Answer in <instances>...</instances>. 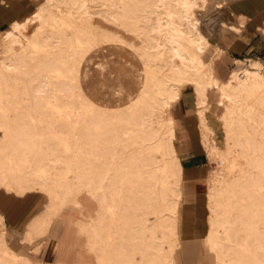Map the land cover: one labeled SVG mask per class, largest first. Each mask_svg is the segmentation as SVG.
<instances>
[{
	"label": "bare ground",
	"instance_id": "6f19581e",
	"mask_svg": "<svg viewBox=\"0 0 264 264\" xmlns=\"http://www.w3.org/2000/svg\"><path fill=\"white\" fill-rule=\"evenodd\" d=\"M47 1L53 5L67 0ZM86 1L81 0L78 8L89 12L86 4L84 5ZM124 1L110 0V4H121ZM205 1L155 0L152 5L144 8L137 14L136 20L144 23L151 32L161 34L160 38H154L150 44L144 46L138 44V39L124 38L120 35V33H135L137 29H131L130 24H126L123 8H110L108 13L112 14L111 19H118L124 31L123 28L117 26V29L113 28L111 32H105V34L113 37L112 46L109 48L114 52H119L125 61L100 59L94 49L88 54L84 53L86 49L91 50V48L80 45L85 41L84 36H88L92 31L87 23L89 21L86 22V17L80 15L77 16L81 18L78 22L69 15L70 13L58 17L52 11V6L37 7L22 20L13 22L7 30V40L4 39L6 44L0 51L3 54V56L0 55V81L6 82L11 78L6 72L8 70L29 74L27 70L22 71L25 70L23 67H26L27 60L25 59L24 65L18 57L21 58L23 51L25 52L27 48L36 50L46 47V45L43 46L44 39L40 45L36 44L35 37L29 29L30 25L43 28L47 23L57 22L54 25L60 29L58 30L59 36L57 34L60 43L54 51L59 52V58L57 57V60L54 57L53 66L56 68L53 71L51 68L50 71L56 76H63L68 70L70 71L72 60L68 51L72 50L70 46L78 43L77 49L83 53L75 56L77 68H75L74 76L78 78L77 87L81 89L87 83L92 89L91 95L94 98L98 88L101 87L99 91L104 87L113 88L112 81L116 83L117 96L113 102L107 104L108 102L101 101L97 104L92 98L88 105L89 121H80L81 134H84L85 130L93 132L92 145L96 153L92 157L93 160L89 161V168L81 166L76 183L69 189L70 192L77 194L86 193L96 201L97 215L94 217L92 235L86 244L90 248L89 251L95 254V260L91 264H145V261L149 264H176L175 258L172 259L164 251V244L168 243L172 249H175L171 241L178 242L177 246L180 242L178 221L183 165L175 148L177 130L173 107L182 96L184 86L190 85L195 92L196 115L202 141L205 144L207 143L204 128L207 131L211 130V126L207 123L208 107H205V103L213 104L211 96L214 94V103L218 102L225 109L220 116L225 129V137L223 146L219 148V150L223 148L224 151L216 150V152L221 153L219 158L221 164L226 159H231L226 169V171H231V177L225 178L224 176V180L228 183L221 186L220 192H208L209 199L212 194L216 193L225 197V191L228 190V194L234 197V201H239V198L241 200L246 196L244 191L246 186L251 189L249 196L262 186L264 142L257 141L255 133L264 137V63L261 58H252L225 81L221 80L214 71L208 73L205 69L207 62L204 60L203 53L209 41L203 31H199L194 26L190 11L197 2ZM42 9L47 10V13H40ZM162 9L168 21L152 22V14ZM179 9L183 11L181 22L177 19ZM89 14L93 16L90 12ZM183 22L190 27L188 30L190 38H187L186 31L180 28ZM43 30L46 29L43 28ZM51 32H56L54 27ZM216 51L218 53L219 50ZM44 57L40 59V62L45 65L47 55ZM209 61L211 63L212 59ZM75 69L73 67L72 70L75 72ZM112 73H116L115 78L111 77ZM14 79H16L15 75L12 77V80ZM44 85L45 81L40 79L34 90L41 93L45 89ZM79 96L80 106L83 108L84 97L81 93ZM122 105L127 107L128 126L124 133L132 134L140 152L131 160L117 147L120 144V133L116 120L119 116L123 117ZM155 119L165 121L166 133L169 135L166 148L173 160L164 165L154 157L156 151L166 149L160 137V130L152 126ZM0 129L4 132L0 140V160H4L6 157L4 153H13L12 145L19 146L21 140L17 138L25 137L26 132L23 131L24 135H22L17 124L14 126L0 124ZM103 129L105 133L102 132ZM10 139H14L15 142L12 143ZM218 146L217 142L214 145L212 143L210 147L208 145L207 148L214 149ZM49 194L59 197L57 190H51ZM80 202L75 205L80 207ZM209 205V231L206 240L216 256L217 264H254L251 260L247 263L246 260L243 261L236 257L232 251L233 242H239L238 235L243 233L247 237L246 243L248 246L250 244L249 247L260 249L264 247V237L261 236V232L264 231L256 227L249 216L243 215L242 206L237 208L238 212L235 215L227 216L225 214L231 211L229 203L221 201L218 205H214L209 202ZM49 214L47 213V217L43 216L38 219L37 223L35 222L40 225V231L46 229L51 222L53 217ZM235 223L236 229H234ZM159 230L167 237L158 239L156 233ZM15 256L22 257L18 252ZM25 260L26 264L32 262L27 257Z\"/></svg>",
	"mask_w": 264,
	"mask_h": 264
},
{
	"label": "rangeland",
	"instance_id": "374dc122",
	"mask_svg": "<svg viewBox=\"0 0 264 264\" xmlns=\"http://www.w3.org/2000/svg\"><path fill=\"white\" fill-rule=\"evenodd\" d=\"M154 1L155 0H125L124 3L111 5L110 0H87L84 5L86 4L85 6L89 9L88 11L93 15L91 17L89 12L85 9L78 8L81 0H67L66 2L54 3L53 5L47 0H6L7 6H4V1L0 2V32L11 20H20V18L22 20L25 18L29 14V11L36 10L39 6L45 8L52 6V11L58 15V17L70 13L69 15L74 17L78 22L81 21V18L77 17L80 15L86 17V22L89 21L87 23L89 29L92 31L88 36H84L85 41L80 45L85 48H91V50L86 49L84 53L88 54L89 51L96 50L100 59L122 61L124 59L119 55V52H114L109 48V46H112L113 37L107 35V33L111 32L113 28L117 29V26L118 28L123 27L119 25L120 21L118 19H111L112 14L108 13V10L110 8H123L126 24H130L131 29H137V32L127 34L120 33V35L124 38L138 39V44L144 46L150 44L154 38L157 39L161 37L160 33L151 32L145 27L144 23H140L136 20L137 14L142 12L144 8L152 5ZM234 1L206 0L205 2H197L190 10L192 12L194 26L199 31H203L209 41L208 47L203 53L204 60L207 62L205 69L208 73L214 71L216 75L224 81L228 77L229 71L237 65L235 57L244 58L245 56L256 54L263 58L264 63V32H262V29H260L259 33L261 38H263L260 42L261 46L246 48V50L240 53L233 52L232 50L227 51L225 49L219 53L216 51L220 46L219 38L221 36L220 33L222 34L221 27L229 29L226 24L218 21V9L222 7V5L224 6ZM179 11L177 19L181 22L183 11L181 9H179ZM72 12H74V14ZM40 13L46 14L47 10L42 9ZM151 21L167 22L168 20L166 13H164L162 9L152 14ZM54 23L57 24V22ZM54 23L45 24L43 27L46 29L45 31H42V27L30 25L29 29L35 37L36 44L38 43L40 45L44 39L43 46L46 45V47L36 50L27 48L25 52L23 51L22 57H18L20 62L23 61V64L27 60L26 67H23L25 70L22 71L24 72L27 70L29 74H21L22 72L19 71L8 70L6 72L9 75L8 77L11 78L8 79V81L6 80V82L3 80L0 81V124H7L9 126L17 124L22 131V135H24L23 131L26 132L25 137L22 136L21 138H17L21 140L19 146L15 144L12 145L11 148L13 153H4L6 157L4 160H0V184H2L0 185V204L1 206L6 205V200H8V197L12 196L11 205H26L31 210L25 216L33 217L45 207V203L48 200L45 212L32 223L28 230L29 234H31L33 228L38 227L40 229V225L35 224L39 218L46 216L47 213H50L49 215L53 218L48 229L43 234L35 237L33 240H27L24 238V233H22L23 229L27 228V224L25 226L19 224V226L16 227L10 225L5 215L3 216V224L0 216V264H26V257L32 261L29 264H55L59 260H63L69 264H85L87 259L88 261H92L93 259L88 256L91 255L90 252L86 251V235L79 230V225L75 222V219L78 217L82 218L79 224L82 227L81 229L88 235V238H90L97 210L95 214H93L94 204L93 201L88 199L86 193L77 194L69 190L76 183V177L80 173L81 166L86 169L89 168V161L93 160L92 157L96 153L92 145L93 132L85 130L84 134H81L79 129L80 121H89L90 119L88 105L93 98L91 95L92 89L87 83H85L81 89L77 87L78 78L76 75L74 76V74H76L75 68H77L75 65V56L83 53L81 51L79 52L77 49L78 43L74 44V46H70L72 50L68 51L72 60L71 70H68L63 76H56L53 74L52 71L56 68V66H53L54 57L57 60L59 58V52L54 51V48L60 43L58 41V36L60 34L58 30L60 29L57 25H54ZM53 27L56 32H51ZM180 28L186 31V37L190 38V34L188 33L190 28L189 25L183 22L180 24ZM122 30L124 31V28ZM105 32L107 33L105 34ZM6 33L7 31L0 36V51L5 47V40H7ZM100 37H103V39H101L105 42H103ZM25 53L28 54L25 55ZM0 55L3 56L1 52ZM46 55L48 64L46 62L44 65L40 62V59H44ZM31 57H33V59ZM211 59L212 62L210 63L209 60ZM73 67L75 72L72 70ZM33 68L35 69L33 70ZM51 68L52 71H50ZM14 75L16 79L12 80ZM111 77L115 78L116 73H112ZM40 79L45 81V89L41 93L34 90V87L38 85ZM24 80L25 82H23ZM111 85H114L113 88L104 87L101 91H99L101 87L98 88L99 90L96 91V95L93 98L95 103L98 104L102 101L104 103L108 102L107 104H109L113 102L114 98L117 96V86L115 81H112ZM182 89V96L175 102L173 107L174 113L179 111V108L182 107L181 113L178 114L176 112L174 115V117H176V128L179 137L175 142V148L177 149L182 164H185L184 158L188 157L189 161L195 165L200 164L202 168L197 184L193 185V194L197 202L194 206L195 210L193 214H196L198 217L192 220L194 228L192 225L190 226V231H193L198 238L183 240L184 236H181V213H179V245L177 246L178 242L172 240L171 243L174 244L175 249H172L168 243H165L164 251H166L172 259L175 258L176 264H215L214 252L206 246L201 235V228L204 230L208 225L207 189L208 192H220L224 183H228L224 179L231 177V171H226L228 162L231 159H226L221 164L219 162L221 153L216 152V150H219L220 146H223L225 137V129L222 118L220 117L225 109L224 106L218 102L214 103V94L211 96V103L213 104L209 102L205 103V107H208L207 123L211 126V130L208 129L207 131V129L204 128L207 144L202 141L203 145L200 140L201 133H199L198 126L195 123V92L190 85L188 87L184 86ZM80 93L84 97L83 108L80 106L79 102ZM124 107L123 105L121 106V109L124 110L122 114L123 117L119 116L116 120V126L120 133V144H118L117 147L121 152H124L129 160H131L136 155H139L140 152L132 134L124 133L126 126H128L126 118L127 107ZM155 120L152 126L160 130V137L164 142V148H166L169 143V135L166 133V123L163 120ZM102 132L105 133V129H103ZM3 133L4 132L0 129V140L2 139ZM255 139L264 142V137L260 136L259 133H255ZM10 141L12 143L15 142L14 139H10ZM217 142L219 143L218 147L209 149L212 143L214 145ZM246 144L248 146L247 142ZM206 145H209V147L207 148ZM219 151H224V149L221 148ZM154 157L163 165L173 160L170 152H167V148L156 151ZM224 171H226V173ZM208 174L209 182L207 185ZM184 183L185 177L182 178L181 186H183ZM261 184L262 186L250 196L248 193L251 189L246 186L244 190L246 196L241 200L239 198V201H234V197L230 195V193L228 194V190H226L225 197L217 193L212 194L209 202L214 205H218L221 201L229 203L231 211L225 214L227 216L235 215L238 212L237 208L242 206L243 215L249 216V219L254 225L260 227L261 230L264 231V178L261 180ZM3 185L8 189H15L18 192L25 193L17 194L12 190L5 189ZM51 190H57L59 197L50 195L49 192ZM82 196L84 197L82 198ZM78 200H82L80 202V207L75 205V203L79 202ZM85 205H87L86 208H84ZM200 205L202 207H200ZM59 208L61 209L59 210ZM200 210L202 211L203 217H200ZM89 215H91L89 220H86ZM201 221L203 222V227H201ZM234 229H236V223L234 224ZM156 234L158 239L167 237L161 230L157 231ZM64 236L66 238L65 246L67 245L71 249L75 247L74 250H71L72 253L70 252L68 257H63L60 254L58 255L61 251H59V249L62 247V241L64 242V239L60 240V238ZM261 236L264 237V232H261ZM238 237L240 241L236 243L233 242L232 248L236 257L243 261L246 260L247 263L251 260L254 264H264V247L252 249L249 247L250 244L248 246L246 243L247 237L244 236L243 233H240ZM77 249L84 252V260H79V257L76 256L78 255ZM17 252L22 257L15 256ZM73 254H76V257H74ZM145 264H149V262L145 261Z\"/></svg>",
	"mask_w": 264,
	"mask_h": 264
},
{
	"label": "crops",
	"instance_id": "0c3cea01",
	"mask_svg": "<svg viewBox=\"0 0 264 264\" xmlns=\"http://www.w3.org/2000/svg\"><path fill=\"white\" fill-rule=\"evenodd\" d=\"M3 1H4V6H7L8 4L6 3V0H0V2H3ZM217 17H218L217 18L218 21H221L222 23L226 24L229 27V29H227L225 27H221L222 34L220 33V35H221L219 38L220 46L217 48V50H219L218 53L220 51H222L223 49H225L227 51L232 50L233 52H239L240 53L241 51L246 50V48H254L257 46H261L260 42L262 41L263 38H261V35L259 33H260V29H262V32H264V0H235L232 3H228L224 6L222 5V7H220L218 9V16ZM16 20H18V19L11 20V22L1 30L0 36H1V34L3 35L11 27L13 22H15ZM227 21H230V22H227ZM252 58H261L263 61V58L260 55H256V54L248 55V56H245L244 58L235 57V61H236L237 65L229 71L228 77L225 80H228L231 77V75L233 74V72L239 70L245 62L250 61ZM195 103H196V101H195ZM183 106H184V104H183ZM195 107L197 108V104ZM196 108L194 110L195 111V123L198 126L199 133H200L199 122L197 119L198 117L196 115ZM181 110H182V107L179 108V111H176V112L179 114V113H181L180 112ZM175 113H174V115H175ZM175 120H176V117H175ZM176 130H177V128H176ZM178 139H179V137H178V131H177V140ZM200 140L202 142L201 134H200ZM202 144H203V142H202ZM184 162H185V164H182V165H183V177H185V183L183 186H181V191H182L181 201H182V203L180 201L181 212H180V208H179V213H181V236L182 235L184 236L183 240H186V239L188 240V239L198 238L195 235V233H193V231H190L191 230L190 226L192 225V227L194 228V223H192V220L195 217H198L196 214H193V212L195 210L194 206L197 203L196 197L193 194V191H194L193 185L197 184V181L199 179L202 168H201L200 164L195 165L191 161H189L188 157L184 158ZM209 174H210V172H209ZM209 174L207 176V185L209 182ZM0 185H2V184H0ZM3 186L5 187V189L12 190L17 194L25 193V192H23V193L18 192L15 189H8L5 185H3ZM83 197L84 196H82V198ZM87 197H88V199L93 201V204H94L93 214H95L96 207H97L96 201L89 195ZM11 198H12V196L8 197V200H6L7 201L6 205L1 206V204H0V216H1L3 224H4V221H3L4 215L7 217L8 223L10 225L15 226V227L19 226V224H22L24 226L27 224V228L26 229L24 228L23 232H22V233H24V238L27 240H33L35 237L43 234L48 229L50 223L47 226V228L44 229L43 231H40V229L38 227H36V228H33L31 230V234L28 233L29 228L31 227L32 223L36 220V218L40 217L45 212V210L47 208L48 200L45 203V207L40 212L36 213L33 217H31V216L26 217L25 215L28 212H30L31 209L28 208L26 205H24V206H20V205L17 206L15 204L11 205ZM200 204H201V202H200ZM201 205H200V207H202ZM207 206H208V212H207L208 225L204 230L201 228V230H202L201 235L203 237V240H205L204 242H205L206 246L209 248V246L207 244V240H206V235L209 231V218L208 217L210 214L208 189H207ZM86 207H87V205L84 206V208H86ZM11 211H12V213H11ZM20 213H22V214H20ZM91 215H89L88 219H86V220H89ZM22 217H23V219H22ZM200 217H203L201 210H200ZM81 219H82L81 217H78L75 219V222L78 223L79 230L85 233L86 244H87V242L89 241V238H88V235L86 234V232L84 230H81L82 227L79 224V221ZM201 227H203L202 221H201ZM179 233H180V231H179ZM64 235H65V232H64ZM62 239H64V242L62 241V247H61V249H59V251L60 250L61 251H60V253H58V255L60 254L63 257H68L69 253L70 252L72 253L71 250H74L75 247H74V249H71L67 245L65 246V241H66L65 236L63 238H60V240H62ZM89 250H90V248L86 245V251H89ZM89 252L91 255H88V256L90 258H93V259H92V261L91 260L88 261V259H87L85 264H91L95 260L94 252L93 251H89ZM77 253H78V255L73 254L74 257H76V256L79 257V260L85 259V258H83L84 252L80 251V249H77ZM214 258H215V264H217V259H216L215 255H214ZM60 262L61 263L62 262L67 263L63 260H59L55 264H58Z\"/></svg>",
	"mask_w": 264,
	"mask_h": 264
}]
</instances>
